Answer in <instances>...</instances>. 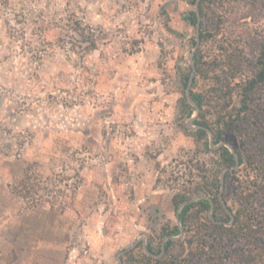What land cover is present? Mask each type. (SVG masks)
I'll use <instances>...</instances> for the list:
<instances>
[{"label": "rangeland", "instance_id": "374dc122", "mask_svg": "<svg viewBox=\"0 0 264 264\" xmlns=\"http://www.w3.org/2000/svg\"><path fill=\"white\" fill-rule=\"evenodd\" d=\"M192 9V0H0V264H138L144 243L161 247L177 224L176 195H190L220 161L181 100L196 38L183 16ZM68 16L93 28L96 49L58 35L55 22ZM202 29L195 52L208 77L194 72L189 90L205 95V120L243 158L226 170L233 188L219 186L218 196L233 208L247 196L264 219V82L246 109L240 94L264 42V0H216ZM228 55L237 73L223 109L213 60ZM238 108L237 120L216 123ZM193 232L182 227L152 257L246 264L236 254L242 241L188 242Z\"/></svg>", "mask_w": 264, "mask_h": 264}, {"label": "trees", "instance_id": "16d2710c", "mask_svg": "<svg viewBox=\"0 0 264 264\" xmlns=\"http://www.w3.org/2000/svg\"><path fill=\"white\" fill-rule=\"evenodd\" d=\"M194 6H197V10L192 9L187 11L184 14L183 19H185L189 24L193 25L196 28V25L199 24V37L200 41H202L206 34L203 32V19L206 15L207 7L216 2V0H192ZM58 20L60 22H55V26L60 29V33L58 35L66 36L71 38L72 40H77L79 43H82L81 47L82 52H90L97 47V39L94 34L93 28L91 26L85 24L83 20L79 18H75V16H68L65 18L60 17ZM45 33V31H44ZM195 44V40H194ZM72 52L76 51L72 49ZM232 55V54H231ZM231 55L227 56L226 64H223L221 61L213 60L214 66L218 68L220 72H217L215 78L219 79L222 83V88L226 89L221 97L226 101L223 104V109L230 107L231 97L233 95V91H235V87L230 85L233 79L236 77L237 70L235 68V64H233L230 59ZM202 59V54L196 53L193 56L194 63V72L195 76L199 75L201 78L206 79L207 73L205 71L204 61ZM229 65V69L226 70V65ZM234 66V67H233ZM217 70V71H218ZM192 72V66L189 64L188 69L185 73H183L182 84L184 89L188 86L190 74ZM228 74V75H227ZM195 77H193V80ZM264 82V42L259 50V54L257 56V60L255 63V69L252 70V74L242 83L240 94L242 96V107L246 109V104L250 98V93L255 89V87ZM235 93V92H234ZM190 97L195 101L197 106L199 107L198 119H195V123L201 125V127L197 128L199 136H205L207 134L205 128H209V130L213 134V143H218L222 140V134L224 130L222 128L214 129L210 124L205 120V106H206V98L202 92H196L189 90ZM183 106L185 108L186 117H190L194 111V107L187 101L185 95L182 97ZM241 111L238 108L236 114L233 112H221L216 116V123L220 124L224 121V124L228 125L232 123L233 119H238V112ZM226 118V120L224 119ZM194 121V120H193ZM224 125L225 127H227ZM205 127V128H204ZM208 145V143H206ZM217 152L219 154V164L211 168L210 174L208 176H202V183H199L193 190L192 195H206L211 198L213 202L212 209V217L221 221L222 223H214L207 215V210L210 208V203L207 199L201 198L194 202L185 204L181 210L179 211V221L183 227L184 232L188 233V231L193 232V236L188 239V242H192V237H197L200 239L201 237H205V235H210L212 240L221 242L222 240H229L230 242H241L246 245V247L236 250V254L240 257L241 261L246 264H264V260L261 258V248L264 245V219L259 218L256 214H253L252 208L248 205L249 198L247 196L244 197L241 206L230 207L227 206L233 215V219L230 218L228 213L223 207L222 203L227 204L226 198L222 200L219 199V186L220 178L219 173L223 168H232L235 166V159L233 154L229 151V149L225 146H219L217 148ZM238 156V164L242 163L243 158L241 153L236 150ZM220 166V167H219ZM228 174L229 171H226L224 174L223 186H229L231 189L233 188L232 182H228ZM190 195L186 194H178L175 197L176 203H181L183 201L191 198ZM242 195V192L239 191L237 195V191L232 195L237 198V202H240L238 197ZM206 212V214H205ZM201 213V214H200ZM202 221V222H201ZM225 223H230L226 225ZM204 226L205 231L207 233H200V227ZM260 229L258 233L257 230ZM180 233L178 225L175 224L170 230H166L163 232L162 237L165 236H175ZM202 243V240H200ZM174 243L173 239L168 238L164 243V253L167 251L168 247ZM199 244V243H198ZM202 245V244H199ZM210 244L209 246H212ZM148 250L155 254L160 255L161 247L158 250H154L149 245H147ZM138 264H166V260L163 256L152 257L148 255L144 250L142 251V255Z\"/></svg>", "mask_w": 264, "mask_h": 264}, {"label": "water", "instance_id": "95a60500", "mask_svg": "<svg viewBox=\"0 0 264 264\" xmlns=\"http://www.w3.org/2000/svg\"><path fill=\"white\" fill-rule=\"evenodd\" d=\"M195 10H197V6H195ZM195 31H196L195 45H194V48H193V50L191 51V54H190V65L192 66V72H191V74H190V78H189L188 86H187V88L185 89V97H186L187 101H188V102L194 107V111H193L192 115H191V116L188 118V120H187L188 123H190L191 121H193L194 119H196V117H197V115H198V113H199V107L197 106V104L195 103V101L190 97V94H189V85H190V83H191V80H192V77H193V73H194L193 54H194L195 49L197 48V46H198V44H199V35H198V33H199V24L196 25ZM196 127L199 128V127H201V125H197ZM204 128H205V127H204ZM205 130H206V132H207V134H208V137H209V145H212V146H214V147H219V146H225V147H227V148L229 149V151L233 154L234 159H235V166H237V165H238V156H237L236 151L231 147V145H230L229 143L222 142V141H221V142H218V143H216V144H213L212 142H213V139H214V138H213V134H212V132L209 130V128H205ZM229 169H230V168H229ZM226 170H228V169H227V168L223 169V171H222L221 174H220V183H221V185H220V187H221L220 190H221L222 187H223V174H224V172H225ZM201 198H205V199H207V200L209 201V203H210V208H209V210H208V216H209V218H210L214 223H221V221H217V220H215V219L212 217L213 202H212V200H211L210 197H208V196H206V195H197V196H194V197H192V198H189V199L186 200V201L181 202V203L179 204V206H178L177 211H176V223H177V225H178V228H179V230H180V233H179L178 235H175V236H165V237L163 238V241H162V244H161V254L164 253V243H165V241H166L168 238L174 240V239H176L177 237H179V236L181 235V233H182V226H181V223H180V221H179V211L181 210V208H182L185 204H187V203H191V202H194V201H196V200H198V199H201ZM222 204H223V207L226 209V211H227L228 215L230 216V218L233 219V216H232L230 210L227 209V207L225 206L224 203H222ZM227 224H229V223H227ZM144 249H145V251H146V253H147L148 255L155 256V254L151 253V252L147 249L145 243H144ZM127 250H128V249H126V250H124V251H127Z\"/></svg>", "mask_w": 264, "mask_h": 264}, {"label": "flooded vegetation", "instance_id": "af4514ba", "mask_svg": "<svg viewBox=\"0 0 264 264\" xmlns=\"http://www.w3.org/2000/svg\"><path fill=\"white\" fill-rule=\"evenodd\" d=\"M214 206V205H213Z\"/></svg>", "mask_w": 264, "mask_h": 264}]
</instances>
